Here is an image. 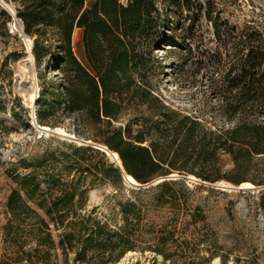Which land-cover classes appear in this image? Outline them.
<instances>
[{
	"label": "trees",
	"instance_id": "1",
	"mask_svg": "<svg viewBox=\"0 0 264 264\" xmlns=\"http://www.w3.org/2000/svg\"><path fill=\"white\" fill-rule=\"evenodd\" d=\"M197 2L194 10L191 0H18L36 68L58 70L38 93L36 122L54 130L68 120L73 134L94 146L69 144L71 155L45 153L20 162L26 173L12 178L17 189L6 204L5 230L16 257L2 264H44L56 249L71 264H118L130 253L152 255L150 264H228L184 179L132 187L106 215L86 209L89 189L109 185L117 199L124 185L121 169L96 145L116 153L139 185L173 172L237 185L248 172L264 174V33L220 23L209 1ZM161 4L205 11L224 51L209 61L211 94L227 126L210 128L174 111L154 113L165 109L150 88L148 68L152 48L170 30L160 18ZM0 16L10 20L6 11ZM76 30L82 32V61L72 46ZM130 111L139 116L117 126ZM31 242L35 249L25 252ZM33 253L43 256L34 261Z\"/></svg>",
	"mask_w": 264,
	"mask_h": 264
},
{
	"label": "rangeland",
	"instance_id": "2",
	"mask_svg": "<svg viewBox=\"0 0 264 264\" xmlns=\"http://www.w3.org/2000/svg\"><path fill=\"white\" fill-rule=\"evenodd\" d=\"M198 1L204 5L209 1L211 16L213 19L218 18L220 23L228 22L240 28L248 25L264 33V0ZM191 2L192 8L196 10L197 0ZM5 4L15 15L10 12L12 16L8 14L9 21L0 16V264L7 260L10 263L16 257L17 250L11 243L13 237L5 230L10 220L6 204L11 192L17 189L12 178L26 173L20 162L36 161L45 153L56 157L61 153L71 155L69 144L94 146L93 143H86L90 141L75 136L68 120L60 124V128L66 132L65 136L40 131L32 124L38 107L36 105L35 110L29 108L31 94L35 91L37 101L42 84L52 79L58 70L53 71L45 66L37 69L35 64L30 67L26 43L17 28L21 23L16 12L18 0H0V10H8ZM159 10L161 20L167 22L170 30L165 31V36L158 39L162 42L152 48L148 63L150 88L165 107L162 110L155 108L154 113L174 111L202 121L210 128L227 126L228 123L219 110L220 104L211 94L214 72L209 61L224 51L214 37L212 26L204 15L205 11L203 14L178 11L162 4L159 5ZM188 37L191 40H186ZM81 38L82 32L76 30L72 46L80 61L84 60ZM25 71L27 72L24 73ZM25 86H32L34 91H23ZM138 116V113L130 111L117 126H125ZM109 160L113 163L110 158ZM90 161L93 163L96 159L92 156ZM191 176L173 172L168 177H174L172 180L184 179L186 186L194 190L190 200L203 208L208 230L213 233L221 254L228 256V264H264V208L260 207L264 194V174L251 171L243 176L240 181L253 182L252 188H243L241 184L227 180L210 184L194 176L195 179H192ZM132 187L134 186L124 182L117 199H111L115 191L109 185L89 189L87 211L97 207L102 215L110 213L115 201L126 198L127 191ZM197 187L202 188L197 190ZM21 236L19 234L18 237L22 238ZM29 244L25 247V252L35 249L33 242ZM49 255V261L44 264H71L65 261L59 249L51 251ZM42 256L43 254H32L34 261ZM151 259L152 255L148 253H130L118 264H150ZM212 264H220V260L215 259Z\"/></svg>",
	"mask_w": 264,
	"mask_h": 264
},
{
	"label": "bare ground",
	"instance_id": "3",
	"mask_svg": "<svg viewBox=\"0 0 264 264\" xmlns=\"http://www.w3.org/2000/svg\"><path fill=\"white\" fill-rule=\"evenodd\" d=\"M5 6L7 7V9L9 10V12H11L12 13V15H15L14 14V11L11 9V8H9L6 4H5ZM19 30H20V32H21V28H22V25H21V23H19V25H18V27H17ZM21 34H22V32H21ZM22 37H23V39L25 40V43H26V48H27V51H26V53H27V55H28V58H27V61H28V63L30 64V67L31 66H33L34 65V57H33V55H32V48H33V41H32V39H29V38H27L26 36H24L23 34L21 35ZM28 70V69H27ZM32 71V70H31ZM27 71H25L24 73H26ZM28 74H30V73H28ZM27 78V77H26ZM29 80V79H28ZM31 80V79H30ZM35 80V79H34ZM33 82V81H32ZM27 84V83H26ZM23 88V86L21 87V89ZM28 91V90H31V91H34V88L32 87V86H25L24 87V89H23V91ZM29 92V91H28ZM35 92V91H34ZM32 93L31 94V98H30V102H29V108L30 109H34L35 107H36V97L37 96H35V93ZM23 94V93H22ZM35 110V109H34ZM33 125H34V127L35 128H37L38 130H40V131H43V132H46V133H54L55 135H60V136H65L66 135V132L64 131V130H62V129H54V130H52V129H50V128H48V127H44V126H40L39 124H37L36 123V121H35V117H34V121H33V123H32ZM53 131V132H52ZM70 137V136H69ZM73 139V138H72ZM87 144H91V142H86ZM98 148L100 149V150H102V151H106V147H104V146H98ZM108 152V154H109V157H110V159H111V161H113V162H115L117 165H121V162H120V159H119V157H118V155L116 154V153H110L109 151H107ZM190 178H192V179H195L193 176H191ZM127 179H128V182L132 185V184H137L136 183V181L132 178V177H130V176H128L127 177ZM241 186L243 187V188H252V187H254L251 183H242L241 184Z\"/></svg>",
	"mask_w": 264,
	"mask_h": 264
},
{
	"label": "water",
	"instance_id": "4",
	"mask_svg": "<svg viewBox=\"0 0 264 264\" xmlns=\"http://www.w3.org/2000/svg\"><path fill=\"white\" fill-rule=\"evenodd\" d=\"M5 11L10 15V16H12L11 15V13L8 11V10H6L5 9ZM21 25H22V28H21V32H22V34L24 35V36H26L25 35V33H24V27H23V23L21 22ZM52 134H54V133H52ZM102 151V150H101ZM107 151H109L107 148H106V151H102L103 153H105V155L107 156V157H109V154H108V152ZM110 152V151H109ZM111 153V152H110ZM110 158V157H109ZM115 165H117L115 162H113ZM120 169H121V171L123 172V180H124V182L125 183H127V184H129V185H131L129 182H128V179H127V177H128V175L127 174H125V172H124V170H123V168H122V165H117ZM174 177H166V178H161V179H158V180H156V181H154V182H152V183H150V184H147V185H139V184H132L131 186H134V187H137V188H147V187H149V186H151L152 184H154V183H158V182H162V181H166V180H172Z\"/></svg>",
	"mask_w": 264,
	"mask_h": 264
}]
</instances>
